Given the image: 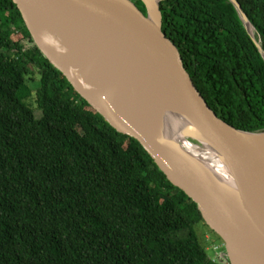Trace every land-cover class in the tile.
Instances as JSON below:
<instances>
[{
    "label": "trees",
    "instance_id": "16d2710c",
    "mask_svg": "<svg viewBox=\"0 0 264 264\" xmlns=\"http://www.w3.org/2000/svg\"><path fill=\"white\" fill-rule=\"evenodd\" d=\"M237 1L264 50V0ZM159 8L209 107L239 130L263 131L264 59L235 5ZM200 222L197 204L75 91L16 4L0 0V264H229L224 249L208 253Z\"/></svg>",
    "mask_w": 264,
    "mask_h": 264
},
{
    "label": "water",
    "instance_id": "95a60500",
    "mask_svg": "<svg viewBox=\"0 0 264 264\" xmlns=\"http://www.w3.org/2000/svg\"><path fill=\"white\" fill-rule=\"evenodd\" d=\"M12 1L44 57L197 204L228 263L264 264V130H239L209 107L162 30L161 0H141L145 12L134 0ZM230 1L264 59L253 25ZM175 118L192 144L216 153L228 185L197 159L204 155L185 154L162 132Z\"/></svg>",
    "mask_w": 264,
    "mask_h": 264
},
{
    "label": "bare ground",
    "instance_id": "6f19581e",
    "mask_svg": "<svg viewBox=\"0 0 264 264\" xmlns=\"http://www.w3.org/2000/svg\"><path fill=\"white\" fill-rule=\"evenodd\" d=\"M152 17L153 19H155L154 12L152 13ZM250 30L253 32V29L251 27ZM169 115L173 117V115L171 114ZM168 121L169 120H167V122L161 126L162 132H164L167 135V137L173 141L174 144L178 145L179 147L177 148L180 149V151L184 152L185 154L190 155L191 157L193 155H198V156L204 155L205 157L202 156L204 159L200 157H198L197 159L200 161L202 160L206 161L213 175H215L216 178H218L220 181H224V183L228 185L229 178L226 176L225 169L222 163L220 162L219 158L217 157L216 153L213 152L212 148H210L208 145H204L203 147H201L192 144L187 139L186 135L188 133L185 132V127L188 126L185 122L183 125H181V120L179 118H175L172 121V124H169Z\"/></svg>",
    "mask_w": 264,
    "mask_h": 264
},
{
    "label": "rangeland",
    "instance_id": "374dc122",
    "mask_svg": "<svg viewBox=\"0 0 264 264\" xmlns=\"http://www.w3.org/2000/svg\"><path fill=\"white\" fill-rule=\"evenodd\" d=\"M27 102L32 108L35 116L40 117L41 113H40V110L36 106L34 96L28 99ZM196 231H197L198 236L202 240V242L205 244V247L207 248V251L210 255L212 254L221 255L222 253L225 252L223 241L218 239L216 235L214 234V232H211V230L203 222H200L199 224H197Z\"/></svg>",
    "mask_w": 264,
    "mask_h": 264
}]
</instances>
